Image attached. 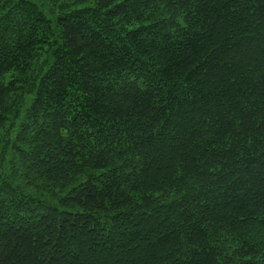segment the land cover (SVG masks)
Segmentation results:
<instances>
[{
  "label": "trees",
  "instance_id": "trees-1",
  "mask_svg": "<svg viewBox=\"0 0 264 264\" xmlns=\"http://www.w3.org/2000/svg\"><path fill=\"white\" fill-rule=\"evenodd\" d=\"M0 264H264V0H0Z\"/></svg>",
  "mask_w": 264,
  "mask_h": 264
}]
</instances>
